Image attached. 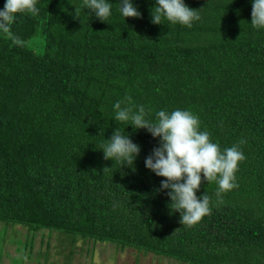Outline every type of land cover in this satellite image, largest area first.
<instances>
[{
  "label": "trees",
  "instance_id": "obj_1",
  "mask_svg": "<svg viewBox=\"0 0 264 264\" xmlns=\"http://www.w3.org/2000/svg\"><path fill=\"white\" fill-rule=\"evenodd\" d=\"M107 2L101 22L83 0H37V15L0 32V222L186 264H264V28L250 23L253 0H184L201 17L191 28L153 24L156 0H131L139 19ZM127 97L153 122L160 110L192 112L221 151L239 145L246 157L222 203L217 183L201 184L211 214L195 226L180 224L164 178L145 167L159 138L115 119ZM115 129L140 146L134 167L104 159Z\"/></svg>",
  "mask_w": 264,
  "mask_h": 264
},
{
  "label": "clouds",
  "instance_id": "obj_2",
  "mask_svg": "<svg viewBox=\"0 0 264 264\" xmlns=\"http://www.w3.org/2000/svg\"><path fill=\"white\" fill-rule=\"evenodd\" d=\"M36 4L37 0H6L0 10V32L10 33L17 14L37 15ZM82 7L90 9L101 22H106L111 15L112 6L107 0H83ZM120 12L124 18L142 17L131 0H121ZM79 16L80 8L75 7V17ZM151 17V22L156 25H161L163 17L172 24L189 28L201 18L198 10L187 6L184 0H156ZM250 23L254 28H264V0H253ZM125 100L127 103L123 107L125 101L114 104L115 119L130 122L134 131L146 129L153 138H159V146L144 160L145 167L164 178L159 191L167 190L172 205L170 209L179 212L180 224L195 226L204 216L211 214L207 193L197 197L201 184L204 181L217 183L216 197L222 203V194L238 187L235 173L239 162L246 157L239 145L221 151L218 144L211 142L209 133L200 130L199 118L188 110L177 109L171 113L160 110L153 122L146 118L150 110L146 112L144 106H133L131 97ZM102 151L105 160L118 162L122 167H134L141 148L132 141L130 134L124 135L115 129ZM108 169L105 167L103 171Z\"/></svg>",
  "mask_w": 264,
  "mask_h": 264
},
{
  "label": "rangeland",
  "instance_id": "obj_3",
  "mask_svg": "<svg viewBox=\"0 0 264 264\" xmlns=\"http://www.w3.org/2000/svg\"><path fill=\"white\" fill-rule=\"evenodd\" d=\"M30 242V244H29ZM0 264H186L174 259L119 248L111 242L78 239L0 222Z\"/></svg>",
  "mask_w": 264,
  "mask_h": 264
}]
</instances>
